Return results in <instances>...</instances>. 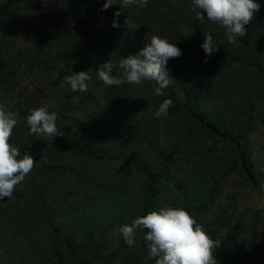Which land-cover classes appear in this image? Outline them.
<instances>
[{"label": "trees", "instance_id": "trees-1", "mask_svg": "<svg viewBox=\"0 0 264 264\" xmlns=\"http://www.w3.org/2000/svg\"><path fill=\"white\" fill-rule=\"evenodd\" d=\"M104 2L7 0L0 6V103L19 113L10 142L36 161L12 198L0 199V264H144L145 258L155 264L147 229L129 247L121 225L164 206L184 207L200 223L238 173L264 190L251 143L264 85V0H257L255 19L234 44L206 14L197 19L191 0L107 9ZM207 32L219 47L210 56L201 47ZM153 35L182 52L167 63L174 80L164 95H157L155 81L106 87L97 80L100 64L110 61L113 75H120L119 61L138 54ZM82 70L92 76L88 90L72 92L64 77ZM250 74L257 83L246 85L241 76ZM167 98L174 107L155 118ZM45 104L58 113L63 135L30 134L26 117ZM201 134L224 142L233 155L222 161L211 148L199 152ZM227 204L231 219L237 194ZM216 221L220 215L208 230L214 240Z\"/></svg>", "mask_w": 264, "mask_h": 264}, {"label": "clouds", "instance_id": "clouds-1", "mask_svg": "<svg viewBox=\"0 0 264 264\" xmlns=\"http://www.w3.org/2000/svg\"><path fill=\"white\" fill-rule=\"evenodd\" d=\"M191 10L200 21L205 14L209 21L226 29L229 43H236L238 37L247 34L246 25L252 23L260 9L257 0H191ZM119 4L120 8L132 5L147 7L148 0H105L103 8ZM120 11L114 13L120 16ZM113 27H119L114 20ZM206 56L218 51L211 32L205 33L201 45ZM182 54L176 43L167 37L153 35L138 54H130L119 61L120 75H113L114 65L107 61L97 68V80L104 86H119L125 81L141 84L143 81H155L157 95H164L174 80L166 67L170 59ZM206 62V61H205ZM72 92H86L92 76L88 71L73 72L64 77ZM53 106L45 104L30 110L26 117L30 134L54 137L63 135L57 126L58 113L49 111ZM174 107L171 98L165 99L155 111V118H166ZM19 113L8 110L0 103V199L12 198L20 183L32 172L35 159L28 152L21 156L20 150L10 142L13 130L18 122ZM147 229L144 239L149 242V258H157L155 264H218L216 249L220 241L214 240L184 207L164 206L158 211L152 210L146 215L137 216L130 224L119 228L120 234L129 247L135 245L138 230Z\"/></svg>", "mask_w": 264, "mask_h": 264}, {"label": "rangeland", "instance_id": "rangeland-1", "mask_svg": "<svg viewBox=\"0 0 264 264\" xmlns=\"http://www.w3.org/2000/svg\"><path fill=\"white\" fill-rule=\"evenodd\" d=\"M5 1L7 0H0V6ZM240 74L239 71L234 75V81ZM253 77L251 74L242 75L241 79L246 85L256 84L257 81ZM22 82L27 88L34 90L35 86L30 79ZM257 100V129L251 137L252 162L257 174L262 175L264 173V85H260V96ZM200 141L202 146L199 147V152L211 148V151H217L216 156L222 161L233 155L230 146L209 134H201ZM214 161V158L210 159L211 163ZM239 175L238 173L225 181L222 193L217 195L213 208L203 216L200 223L209 232L213 219L216 220L218 215L221 217L222 222H213L215 225L212 226L218 236L217 240L220 241V246L216 249L218 264H264V190L250 187L244 182L245 177ZM232 194L238 196V207L237 212L235 210L234 216L230 219L227 202ZM118 241V233L114 232L111 242ZM146 262L147 258L144 259V264Z\"/></svg>", "mask_w": 264, "mask_h": 264}]
</instances>
